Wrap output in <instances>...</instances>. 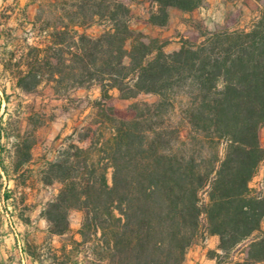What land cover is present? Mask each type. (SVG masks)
<instances>
[{
  "label": "trees",
  "instance_id": "1",
  "mask_svg": "<svg viewBox=\"0 0 264 264\" xmlns=\"http://www.w3.org/2000/svg\"><path fill=\"white\" fill-rule=\"evenodd\" d=\"M34 1L39 15L23 52L0 59L5 73L26 94L47 84L68 98L98 86L99 130L112 123L97 138L92 128L76 130L39 174L18 176L24 186L35 177L45 187L62 186L42 212L49 235H68L71 213L79 210L78 245L96 240L97 247L77 264H185L189 250L211 236L219 237L221 251H210L211 259L264 264V184L260 192L251 188L264 161V0H256L260 15L250 28L204 30L173 53L165 41L134 31L132 10L120 0ZM147 1L148 23L165 28L172 9L192 13L206 0ZM95 25L104 28L101 35L80 32ZM114 91L122 100L142 94L158 100L134 105L135 117L122 119L112 106ZM2 135L10 137L3 123ZM92 135L89 148L76 144ZM30 149L27 140L18 147L16 167L30 160ZM0 165L2 188L4 177L17 173L2 159ZM40 247L30 248L38 262L72 264L67 255L60 261L61 250L38 255Z\"/></svg>",
  "mask_w": 264,
  "mask_h": 264
},
{
  "label": "rangeland",
  "instance_id": "2",
  "mask_svg": "<svg viewBox=\"0 0 264 264\" xmlns=\"http://www.w3.org/2000/svg\"><path fill=\"white\" fill-rule=\"evenodd\" d=\"M122 3L128 5L132 10V23L131 27L136 32H142L153 38H158L166 42L165 51L167 53H173L176 49H181L183 42L185 41H198L201 39V35L204 30L214 32L218 27H228L230 29H248L254 22L258 20L257 17L243 18L239 14H231L228 16L226 25H217L213 29H209L208 25L201 18L175 16L174 26L168 25L167 28L152 27L148 23L150 5L147 0H120ZM28 11L29 19H25L24 10ZM39 15V4L34 0H0V59H7L8 54L11 51L23 52L25 47L26 38L28 33L32 30L33 26L31 22L35 17ZM46 17H49L46 15ZM243 21L242 24L239 22ZM184 25L185 28L180 26ZM104 28L100 25H95L88 29H80V32H85L91 36H99L103 33ZM33 42V39H30ZM132 42L127 43V47L130 49ZM4 46V49L2 48ZM178 50V51H179ZM18 55H20L18 53ZM128 63L129 60H126ZM3 90L7 91L9 103L6 102L5 94ZM100 95V88L95 86L90 92L74 91L68 98H60L55 95L51 86L45 84L34 95L19 97L17 92H14L10 79L4 75V64L0 60V124H4L7 133L10 137H15L19 134L18 128L24 129L25 137H31V134L39 136L41 162L46 163V159H56L57 152L63 146L69 144L70 138L73 136L76 130L92 128L96 131L95 138L98 137V133L103 131L109 133V128L112 127V123L106 122L104 126L100 128V122L102 114L100 108L96 104V99ZM158 97L152 94H142L136 99L122 100L119 97H114L112 106L115 107V116L122 119L132 120L135 117V111L133 109L136 104H154L157 102ZM7 107V108H6ZM6 109H9V115L6 114ZM26 122L28 126L26 127ZM18 126V127H17ZM80 134V133H79ZM82 133L81 136H84ZM92 138L85 140L84 142H78L81 148H89L94 140ZM261 144L264 148V128L260 132ZM45 160V161H44ZM113 170H109L108 179L112 184ZM37 176V175H36ZM31 179L28 180V182ZM35 185H40L39 192L35 198L38 203L44 201L53 200L60 192L62 186L55 184L50 187H45L39 182V178L32 179ZM264 184V161L262 162L257 176L251 183V188L257 192H260ZM84 220V212L74 210L71 213V232L61 238L51 241L42 245V247L32 243V248L40 247L37 253L38 255L55 254L58 252V256L61 257L60 261H67L64 259V255L70 256L72 264L84 263L86 261L87 252L89 249H95L97 247V241L94 240L88 245H78V242H82L83 238L80 235L82 224ZM8 225L11 231L16 233H26L24 226L18 225L15 221H8ZM37 223L33 227H37ZM42 228H46L45 223L40 224ZM264 229V223H263ZM35 229L31 227L27 233L30 241H34L36 235ZM41 235V234H39ZM52 244L53 246H50ZM197 245L206 246L204 241H200ZM59 247V248H57ZM62 248L65 251H62ZM55 249V250H53ZM190 251V250H189ZM92 253V251H90ZM189 253V252H188ZM239 257V254L237 255ZM47 257L43 259L41 264H51L52 261L44 262ZM226 263L225 257L220 260H216L219 264Z\"/></svg>",
  "mask_w": 264,
  "mask_h": 264
},
{
  "label": "crops",
  "instance_id": "3",
  "mask_svg": "<svg viewBox=\"0 0 264 264\" xmlns=\"http://www.w3.org/2000/svg\"><path fill=\"white\" fill-rule=\"evenodd\" d=\"M259 12L260 5L256 0H206L201 8L192 13H183L179 10L172 9L170 11L171 18L169 25L174 26L175 16H183L188 18H201L206 25H208L209 29H213L217 25H226L228 16L231 14H239L242 16V19H250L251 17H257ZM239 23L242 24L243 21ZM180 27L185 28L184 25ZM178 50L179 49H176V51ZM4 75L10 79L12 89L14 92H17L19 97L34 95L23 93L16 87L15 81L12 80L8 73L4 71ZM91 89H79V91L90 92ZM3 92L7 94L6 90H3ZM113 95L114 97H119L117 91H114ZM100 96L101 90L96 100H98ZM6 114L9 115V109H6ZM26 124L27 127L28 122H26ZM23 130L21 129L20 137L2 135L0 139V146L3 148V151L0 150V160H3L4 166L10 173H17V176L10 180H6L4 177V186L0 188V264H41L30 252L32 243L42 246L43 244L46 245L48 241L50 242L51 239H53L55 243V240L61 238L58 236L51 237L49 235L48 224L46 220L43 219L42 212L50 201L38 203L35 199L39 192L40 185H35V182L31 180L24 186L18 181V176L20 174L25 172H30L32 175L39 174L47 163L55 160V158L52 160L46 159V163L42 165L40 151L41 139L39 136H36V138L35 136L26 138ZM26 140L31 142V149L28 152L30 160L16 167L15 161L18 158V147H20V145L22 146ZM15 168L18 170L14 171ZM0 173L4 174L1 165ZM6 191L9 195V199L7 200L4 198ZM8 221H15L18 225L24 226L25 230L28 228L27 232L23 233L21 231V233H16L11 231ZM36 223L38 224L37 227H33ZM39 223H45L46 228H42L41 225L39 226ZM31 227L35 229L37 233L34 241H30L27 235ZM204 242L206 246H199L196 244L190 249L185 264H218L216 262L217 259H211L209 257V253L210 251L221 253L218 249L220 243L219 237L211 236ZM50 246L53 245L50 244Z\"/></svg>",
  "mask_w": 264,
  "mask_h": 264
}]
</instances>
